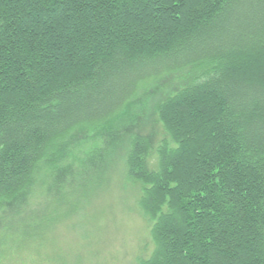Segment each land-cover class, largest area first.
<instances>
[{"label":"trees","instance_id":"1","mask_svg":"<svg viewBox=\"0 0 264 264\" xmlns=\"http://www.w3.org/2000/svg\"><path fill=\"white\" fill-rule=\"evenodd\" d=\"M184 67L154 105L164 136L127 133L139 84ZM79 131L126 146L151 222L137 264H264V0H0L1 214L70 185Z\"/></svg>","mask_w":264,"mask_h":264},{"label":"rangeland","instance_id":"2","mask_svg":"<svg viewBox=\"0 0 264 264\" xmlns=\"http://www.w3.org/2000/svg\"><path fill=\"white\" fill-rule=\"evenodd\" d=\"M190 69L141 82L126 132L148 136L156 144L164 132L154 105L183 86ZM92 135L86 143L87 132L72 133L67 147L72 155L62 162L77 170L70 185L65 179L56 188L59 192L43 196L33 188L22 217L10 210L0 213V264H137L151 254V222L137 205L140 185L125 178L126 146L115 142L108 148L109 137ZM95 146L105 150V159L97 171L81 175L85 152L92 153ZM147 164L156 169L155 154Z\"/></svg>","mask_w":264,"mask_h":264}]
</instances>
